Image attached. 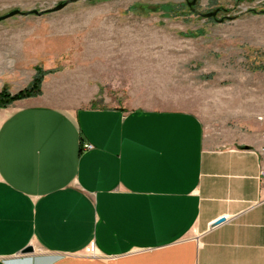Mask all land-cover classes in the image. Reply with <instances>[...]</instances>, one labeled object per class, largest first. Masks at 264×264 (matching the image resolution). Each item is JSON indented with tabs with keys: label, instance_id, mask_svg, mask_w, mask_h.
I'll use <instances>...</instances> for the list:
<instances>
[{
	"label": "crops",
	"instance_id": "crops-1",
	"mask_svg": "<svg viewBox=\"0 0 264 264\" xmlns=\"http://www.w3.org/2000/svg\"><path fill=\"white\" fill-rule=\"evenodd\" d=\"M35 48L0 40V92L49 69ZM102 86L58 71L0 108V264H264V83L211 130L193 110L92 106Z\"/></svg>",
	"mask_w": 264,
	"mask_h": 264
},
{
	"label": "rangeland",
	"instance_id": "rangeland-1",
	"mask_svg": "<svg viewBox=\"0 0 264 264\" xmlns=\"http://www.w3.org/2000/svg\"><path fill=\"white\" fill-rule=\"evenodd\" d=\"M66 1L0 0V16L42 13L1 22L0 40L46 49L47 74L97 77L92 106L193 110L211 130L238 123L233 110L264 83L253 75L264 73V48L251 46L264 42V0H198L194 11L192 0H81L49 11Z\"/></svg>",
	"mask_w": 264,
	"mask_h": 264
},
{
	"label": "trees",
	"instance_id": "trees-1",
	"mask_svg": "<svg viewBox=\"0 0 264 264\" xmlns=\"http://www.w3.org/2000/svg\"><path fill=\"white\" fill-rule=\"evenodd\" d=\"M237 1H243V0H237ZM259 13L264 14V10L259 11ZM46 74L47 72L38 69L33 83L26 89L18 92L17 94H11L7 89L2 90L0 92V108H6L17 100L39 96L42 93V82Z\"/></svg>",
	"mask_w": 264,
	"mask_h": 264
},
{
	"label": "water",
	"instance_id": "water-1",
	"mask_svg": "<svg viewBox=\"0 0 264 264\" xmlns=\"http://www.w3.org/2000/svg\"><path fill=\"white\" fill-rule=\"evenodd\" d=\"M78 1H81V0H67L66 2L64 3H61L59 5H57L54 9L52 10H49L50 12H56V11H60L62 10L63 8H65L67 5L69 4H72V3H76ZM88 1H96V0H88ZM198 0H192V1H188V6L189 8L194 11V6L197 4ZM28 14H38V15H41L42 13H39L38 11H31V12H27V13H24L22 12L21 10L19 9H15L5 15H2L0 16V23L9 19V18H12V17H15V16H18V15H28ZM205 18H216L217 16V11L215 12H211V13H207V14H202ZM225 218H220L218 219L215 223H213L211 225V228L225 222ZM33 252V247L29 246V247H26L23 251H22V254H28V253H31Z\"/></svg>",
	"mask_w": 264,
	"mask_h": 264
},
{
	"label": "built area",
	"instance_id": "built-area-1",
	"mask_svg": "<svg viewBox=\"0 0 264 264\" xmlns=\"http://www.w3.org/2000/svg\"><path fill=\"white\" fill-rule=\"evenodd\" d=\"M259 120L260 121H262V122H264V117L263 116H261V117H259ZM84 148L85 149H92L93 148V145H91V144H85L84 145ZM258 154L262 157V163H261V170H260V181H261V183H262V185H264V144H263V146L258 150ZM93 252H95V249H94V251Z\"/></svg>",
	"mask_w": 264,
	"mask_h": 264
}]
</instances>
